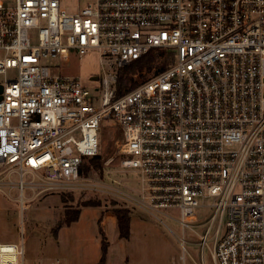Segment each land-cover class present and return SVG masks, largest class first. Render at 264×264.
<instances>
[{
  "label": "built area",
  "instance_id": "built-area-1",
  "mask_svg": "<svg viewBox=\"0 0 264 264\" xmlns=\"http://www.w3.org/2000/svg\"><path fill=\"white\" fill-rule=\"evenodd\" d=\"M153 49L170 65L116 97L117 69ZM91 51L110 70L95 89L44 64ZM0 88V190L18 187L21 211L25 189H109L80 168L113 125L105 165L119 156L140 186L119 194L178 223L180 264H199L189 246L200 264H264V0H90L72 13L0 0ZM0 264H26L23 238L0 243Z\"/></svg>",
  "mask_w": 264,
  "mask_h": 264
},
{
  "label": "rangeland",
  "instance_id": "rangeland-1",
  "mask_svg": "<svg viewBox=\"0 0 264 264\" xmlns=\"http://www.w3.org/2000/svg\"><path fill=\"white\" fill-rule=\"evenodd\" d=\"M89 1L61 0V6L72 13ZM44 64L50 67L52 74L80 78L91 89L99 85L98 81L91 80L92 77L110 75L109 64L96 51L82 56L72 53L69 60L48 58ZM156 68L150 72V78L157 74ZM136 79L140 83L144 82L138 76ZM120 140L121 133L115 126L102 128L100 154L103 167L87 176L111 189H76L72 191L73 197L64 196L67 202L62 201L60 192L33 195L30 189H25V211H21L18 187L10 191L7 188L0 190V243L20 245L23 238L26 264L57 261L63 264H101L104 245L108 250L105 264H180L181 247L178 237L181 234L178 223L160 215L155 217L119 194L123 190L131 193L140 188L136 175L119 172V156H116L110 167L105 165L108 158L116 155V146ZM105 170L111 171L109 179L104 176ZM5 178L14 183L20 180L16 172L7 171ZM24 179L28 182L31 177L26 175ZM81 195L85 199H99L101 206L83 207L77 221L61 226L65 211L69 207H75ZM115 208H128L131 212L129 239H119L118 233L115 239L113 237L116 230L119 232L117 217L112 212ZM198 213L200 216L212 215L211 211L203 209L198 210ZM107 214L111 215L110 219H107ZM189 239L193 241L194 238L189 236ZM188 249L200 264V249L197 246H189ZM207 264H212L208 257Z\"/></svg>",
  "mask_w": 264,
  "mask_h": 264
},
{
  "label": "trees",
  "instance_id": "trees-1",
  "mask_svg": "<svg viewBox=\"0 0 264 264\" xmlns=\"http://www.w3.org/2000/svg\"><path fill=\"white\" fill-rule=\"evenodd\" d=\"M170 54L164 49H153L140 59L133 61L123 67H119L116 71V83H115V96L120 97L126 92L137 87L141 81L136 79V76L140 77L142 81L148 80L150 72L154 67H157L155 73H159L165 70L170 65ZM101 154L93 157L86 158L80 168L81 175L90 176L93 171L102 169ZM58 195V194H57ZM70 195L73 197L74 192H66L59 194L62 197V201L67 202L64 197ZM101 201L96 198L85 199L82 195L78 198L75 207H69L65 211V219L61 222L63 224L70 225L78 220L83 207H99ZM112 212L117 217L118 223V237L119 239H129L131 229V212L128 208H115ZM108 250L106 246H103V253L101 257V264H105Z\"/></svg>",
  "mask_w": 264,
  "mask_h": 264
},
{
  "label": "crops",
  "instance_id": "crops-1",
  "mask_svg": "<svg viewBox=\"0 0 264 264\" xmlns=\"http://www.w3.org/2000/svg\"><path fill=\"white\" fill-rule=\"evenodd\" d=\"M110 216H111L110 214H107V219H110ZM107 219H106V220H107ZM106 220H105V222H106ZM117 233H118V232H117V230H116V231L114 232V235H113L114 239L116 238ZM51 263H53V262H51ZM48 264H50V263H48Z\"/></svg>",
  "mask_w": 264,
  "mask_h": 264
},
{
  "label": "water",
  "instance_id": "water-1",
  "mask_svg": "<svg viewBox=\"0 0 264 264\" xmlns=\"http://www.w3.org/2000/svg\"><path fill=\"white\" fill-rule=\"evenodd\" d=\"M91 80L98 81L99 80V76L92 77ZM1 91H2V88H0V93H1Z\"/></svg>",
  "mask_w": 264,
  "mask_h": 264
}]
</instances>
